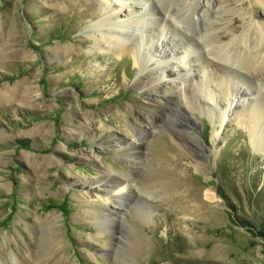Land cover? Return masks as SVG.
<instances>
[{
    "label": "rangeland",
    "instance_id": "rangeland-1",
    "mask_svg": "<svg viewBox=\"0 0 264 264\" xmlns=\"http://www.w3.org/2000/svg\"><path fill=\"white\" fill-rule=\"evenodd\" d=\"M98 2L0 0V264H264V154L240 116L230 112L222 131L203 108L227 102L225 74L203 64L218 87L178 110L171 99L185 59L175 64L167 51L162 82L137 79L130 55L96 51L88 38L104 16ZM259 2L241 7L264 27ZM235 8L219 9L220 44L242 32ZM237 80L229 88L245 102L232 103L259 104Z\"/></svg>",
    "mask_w": 264,
    "mask_h": 264
},
{
    "label": "bare ground",
    "instance_id": "bare-ground-1",
    "mask_svg": "<svg viewBox=\"0 0 264 264\" xmlns=\"http://www.w3.org/2000/svg\"><path fill=\"white\" fill-rule=\"evenodd\" d=\"M212 1L214 2L212 4L216 5L220 0H99L96 5L104 16L90 26L88 38L93 40V47H96V51H111L116 54V57L130 55L134 59V65L138 64L141 68L137 79L146 75L147 81L162 82L163 77H166V70L169 71L170 66L168 64L170 58L164 59V56L169 57V54L165 55L167 51L173 52L175 56L177 55L173 58L175 64L178 63V57L181 58V60L179 59L180 62L185 59L183 62L184 67L176 81L180 90L178 92L174 91L175 96L172 92L174 98L171 99L177 109L183 111L184 109L185 111L190 110L192 106L200 105L202 101L197 95L205 92L206 88L211 86L212 83L215 84V87H218V84L210 79V75H206L201 70L203 64L206 68L209 63L216 61L215 63L219 67V70H216L218 74L221 72L223 75L225 74L223 79L219 80L222 82L220 85L225 86L224 97L227 102L222 103L218 98L217 100L215 98L216 102L210 105L212 108L206 107V105H203V108L209 113L210 121L214 124L213 127L218 125L221 130L222 128L224 130L225 117L230 116V112L231 115L234 113V120L237 116H240L239 119L251 128L250 134L254 137L253 140L257 150L264 154V146L261 143L264 140V97L262 98L264 89V47L262 46L264 27L260 24L258 26L251 24L250 20L245 18L241 6L246 0H229L227 6L218 5V7L212 5L210 3ZM248 1L250 4L260 3L259 1H261V5L264 4V0ZM202 2L210 3L211 9L201 10ZM237 4L240 6H237ZM59 5L60 3H56V6ZM234 6L236 8L233 10L234 12H231L243 13L241 15L244 23L242 32L233 37L228 43L220 44L223 36L219 35L217 29L214 28V23L220 16L219 9H222L225 13H230V7L232 9ZM120 11H123V14L128 17L119 20L118 13ZM156 42L161 47L159 54H162L163 57H160L161 55L156 56L154 53L155 48H159ZM242 42H244L243 48L239 46ZM259 44L260 47H257ZM233 46L235 50H232ZM64 53H66L65 46L55 48L54 54L56 56L64 55ZM186 65L189 67H186ZM197 66L200 67V75L191 73L193 71L191 68ZM196 77L199 81L193 82L192 79ZM247 78H250L251 82ZM237 79L242 80L249 87V91L253 95L255 94V99L261 100L259 104L255 103L254 107L248 103H245V106L233 104L236 99L242 103L245 102L239 96L246 95L244 91L238 94L235 89L229 88L231 85L234 88H240ZM226 83H228V86ZM252 83H255L254 91L250 90ZM28 85L25 82L22 86L16 88L15 92L21 93L20 96H22L24 86L28 87ZM196 91L200 93H196ZM20 96H17V98L26 101V103L29 102L28 97ZM12 97V95L1 96L4 99ZM206 97L210 99L211 94H204L203 99ZM238 107H242L243 110L238 113L233 111L234 108L237 109ZM169 109L172 110L170 106ZM216 110H219L217 111V113L219 112L217 119L215 117ZM190 114L195 117L192 111ZM139 132L142 136L146 135L143 131ZM218 137L217 132L213 131L210 140L214 143ZM137 145H142V143L138 142ZM205 159H207V156H205ZM125 189L124 186L120 187L121 191L118 194L121 197L119 199H123L125 196ZM206 196L209 200L214 199L210 191L206 192ZM119 205L123 206V202Z\"/></svg>",
    "mask_w": 264,
    "mask_h": 264
}]
</instances>
